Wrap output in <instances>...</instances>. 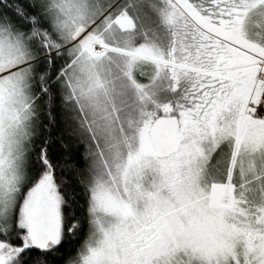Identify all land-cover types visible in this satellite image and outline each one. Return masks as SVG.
Wrapping results in <instances>:
<instances>
[{"label": "snow or ice", "instance_id": "obj_1", "mask_svg": "<svg viewBox=\"0 0 264 264\" xmlns=\"http://www.w3.org/2000/svg\"><path fill=\"white\" fill-rule=\"evenodd\" d=\"M0 264H264V0H0Z\"/></svg>", "mask_w": 264, "mask_h": 264}]
</instances>
